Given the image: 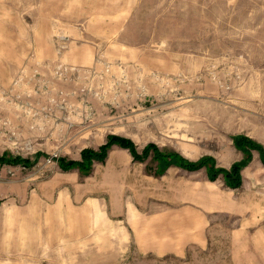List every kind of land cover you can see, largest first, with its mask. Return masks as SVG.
I'll list each match as a JSON object with an SVG mask.
<instances>
[{"label": "rangeland", "instance_id": "obj_1", "mask_svg": "<svg viewBox=\"0 0 264 264\" xmlns=\"http://www.w3.org/2000/svg\"><path fill=\"white\" fill-rule=\"evenodd\" d=\"M112 136L241 185L118 145L62 168ZM238 136L264 152V0H0V264H264Z\"/></svg>", "mask_w": 264, "mask_h": 264}, {"label": "trees", "instance_id": "obj_2", "mask_svg": "<svg viewBox=\"0 0 264 264\" xmlns=\"http://www.w3.org/2000/svg\"><path fill=\"white\" fill-rule=\"evenodd\" d=\"M235 144L236 147L244 153L246 157H251L250 151L256 150L261 154L263 163H264V152L258 143L253 141L252 139L245 137V136H238L235 139ZM113 145H118L123 149L129 150L133 158L137 161H143V158L147 157L150 153H153L158 160H174L175 161V166L184 169L189 172H196L201 169H206L207 174L210 176L211 180H215L219 175L224 176L226 180V184L228 187L235 189L238 188L241 185L242 179H241V172L246 166L247 162L246 161H241L237 162L232 165V167L227 170V169H221L217 168L215 165V161L211 157H203L199 159L196 162L187 160L186 158L180 156L177 153H164L160 151L156 146L154 145H149L144 149L143 155L140 156L135 148V145L132 141L122 138V137H117V136H112L109 138L108 142L103 145L100 150L94 151V150H85L83 151V160L82 162H70L67 164H63L62 168L64 170H70L73 168H78L81 172V174L87 176L91 173L93 169L94 162L97 161L99 163H104L109 150L112 148ZM2 160V159H0ZM164 174V171H161L159 175Z\"/></svg>", "mask_w": 264, "mask_h": 264}]
</instances>
